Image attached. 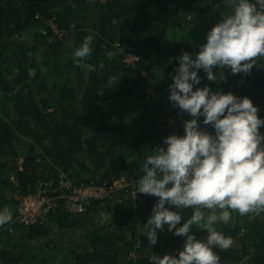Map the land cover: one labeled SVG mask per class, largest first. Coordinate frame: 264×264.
<instances>
[{"label":"trees","instance_id":"obj_1","mask_svg":"<svg viewBox=\"0 0 264 264\" xmlns=\"http://www.w3.org/2000/svg\"><path fill=\"white\" fill-rule=\"evenodd\" d=\"M230 11L226 0H0V210L12 214L0 226V264H18L16 251L30 259L25 264H35L38 256L29 255V244L54 231L61 233V244L46 245L57 252L64 236H85L58 264H149L152 254L182 247L184 237L166 225L156 230L155 245L146 238L143 223L158 197L125 198L118 190L81 214L60 201L43 220L21 225L14 196L33 193L38 180L55 182L61 173L78 185H101L121 175L136 189L146 155L165 148L166 136H182L183 121L192 118L168 99L176 57L195 56L207 32ZM88 35L92 53L77 67L73 53ZM130 57L137 59L126 63ZM87 64L96 70L87 71ZM213 72L225 79L209 81L199 70L201 83L194 90L208 85L248 97L264 119V58L247 74H232L227 66ZM115 75L117 83L107 88ZM202 119L199 126L214 134ZM110 204L111 216L100 217ZM191 211L182 210L185 219ZM216 228L233 240L226 250L213 249L220 264H264V213L233 211ZM192 231L198 239L207 235L199 226Z\"/></svg>","mask_w":264,"mask_h":264},{"label":"clouds","instance_id":"obj_2","mask_svg":"<svg viewBox=\"0 0 264 264\" xmlns=\"http://www.w3.org/2000/svg\"><path fill=\"white\" fill-rule=\"evenodd\" d=\"M226 3L231 11L207 32L195 56L182 52L176 57L168 99L192 117L183 121L184 134L163 138L166 147L146 155L143 175L135 182L136 193L158 197L143 223L149 244L157 243L156 230L165 225L175 236L184 237L174 254H152L149 264H220L213 249L226 250L233 240L218 231L216 224H227L233 211L241 216L264 213V135L259 131L264 119L258 117L248 97L213 91L208 85L194 90L201 83L199 70L209 81L223 80L224 75L214 74L213 68L227 66L232 74H247L257 65V58H264V0ZM92 42L93 36L88 35L75 49L72 58L77 67L90 57ZM85 67L89 72L96 70L92 64ZM28 75L34 77L35 69L30 68ZM118 77H110L107 88ZM198 117L214 134L199 126ZM184 209L192 210L187 219ZM11 220L8 208L0 210V226ZM193 226L206 230V237L198 239Z\"/></svg>","mask_w":264,"mask_h":264},{"label":"built area","instance_id":"obj_3","mask_svg":"<svg viewBox=\"0 0 264 264\" xmlns=\"http://www.w3.org/2000/svg\"><path fill=\"white\" fill-rule=\"evenodd\" d=\"M54 32L56 30L54 29ZM137 58L130 57L125 61L131 63ZM175 117L172 116V121ZM132 182H129L124 176H118L110 182L96 185L91 183L75 184L69 181L64 174H59L57 181L38 180L35 184V190L28 195H15L17 202V215L15 221L21 225H31L37 221L43 220L48 214L52 213L60 201H64L68 209L76 214L84 213L87 206L92 201L103 200L118 190H123L125 198H134L136 189L130 188ZM120 202V199L118 203ZM114 205L110 204L111 210L104 211L100 217H108L113 213ZM11 228H9V231Z\"/></svg>","mask_w":264,"mask_h":264},{"label":"rangeland","instance_id":"obj_4","mask_svg":"<svg viewBox=\"0 0 264 264\" xmlns=\"http://www.w3.org/2000/svg\"><path fill=\"white\" fill-rule=\"evenodd\" d=\"M31 33V31H30ZM173 35L175 36L174 32H172ZM170 34V38L167 39L171 40L172 36ZM24 40H28L29 41V33H25L24 34ZM28 38V39H27ZM69 39V38H68ZM163 62H166L165 60H162ZM169 61H167L168 63ZM172 116H168V121L171 120ZM177 129H175L176 131ZM259 131L261 132L262 135H264V128H262V126L260 127ZM113 174L109 172L108 176H112ZM43 180V179H41ZM46 181V180H45ZM15 200V199H14ZM86 230H90L91 227L90 226H85ZM69 233V232H68ZM67 233V234H68ZM61 235V233H58L57 231L51 232L49 237L46 239H43L40 242H32L29 244V248L31 250H29V255L30 256H38V259L35 261V264H43V260L46 259V257H51L50 261H47V264H58L59 262H64V258L67 254H69V250L70 249H74L77 246H81L82 244H84L85 242V236L84 237H79L76 235V233H70L67 236H64L62 240H64V244L63 247L59 250V252L53 250L50 246L51 245H46L48 241H53L54 243H59L61 244V241L59 239H61L59 236ZM2 245H0V249H1ZM16 254H18V260L19 263L18 264H25L27 261H29L30 259L24 255L19 254V252H14ZM45 264V263H44Z\"/></svg>","mask_w":264,"mask_h":264}]
</instances>
